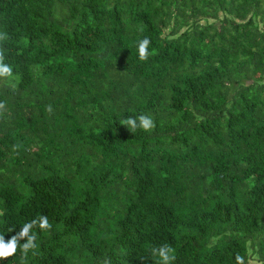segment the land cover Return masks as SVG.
<instances>
[{"label":"trees","instance_id":"trees-1","mask_svg":"<svg viewBox=\"0 0 264 264\" xmlns=\"http://www.w3.org/2000/svg\"><path fill=\"white\" fill-rule=\"evenodd\" d=\"M0 62V264H264V0H0Z\"/></svg>","mask_w":264,"mask_h":264},{"label":"clouds","instance_id":"clouds-1","mask_svg":"<svg viewBox=\"0 0 264 264\" xmlns=\"http://www.w3.org/2000/svg\"><path fill=\"white\" fill-rule=\"evenodd\" d=\"M148 45V40L145 39L141 42L140 45V51L142 56L146 52V48ZM11 69L5 65H3L2 62H0V76L8 75L10 74ZM0 107H3L0 105ZM125 123L132 128H136L137 126L143 128L145 131L150 130L154 125L153 121L150 117L146 116H140L139 117V125H137L136 120L129 118L125 121ZM39 223V227L41 229H47L50 227L47 217H40L38 221H32L31 223L25 224L21 232L18 234L20 238L28 237V241L26 244L23 245V254L27 255L28 251L30 249L35 248V244L33 241L35 240V236H29L30 230L33 228L34 225ZM17 249V237H13L9 242L5 243L2 236H0V259L7 258L9 256H12L15 254ZM171 249H169L167 246L160 247L159 249H153V254L157 255L160 258L161 264H169L171 259H174L173 256L170 255ZM238 261H241L240 257H237ZM242 264V261H241Z\"/></svg>","mask_w":264,"mask_h":264}]
</instances>
